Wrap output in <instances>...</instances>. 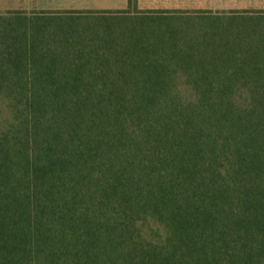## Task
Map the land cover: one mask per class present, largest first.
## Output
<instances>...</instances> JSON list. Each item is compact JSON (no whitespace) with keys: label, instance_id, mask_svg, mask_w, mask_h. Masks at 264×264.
<instances>
[{"label":"trees","instance_id":"obj_1","mask_svg":"<svg viewBox=\"0 0 264 264\" xmlns=\"http://www.w3.org/2000/svg\"><path fill=\"white\" fill-rule=\"evenodd\" d=\"M221 12L0 13V264H264V23Z\"/></svg>","mask_w":264,"mask_h":264},{"label":"rangeland","instance_id":"obj_2","mask_svg":"<svg viewBox=\"0 0 264 264\" xmlns=\"http://www.w3.org/2000/svg\"><path fill=\"white\" fill-rule=\"evenodd\" d=\"M125 1V0H124ZM200 1V3H198ZM194 5L197 8L202 9H212V10H233L239 11V14H233L229 12H221L217 14L220 16L218 19H222L218 22L225 25L227 22L236 23L251 26L249 30L253 32H260L262 26L260 23H264V17L259 12L264 11V0H199ZM0 0V13H5L7 10H66V8H79V9H90L93 11L101 10H119L114 8H119L125 6L128 7V2L121 3L120 0ZM164 4V3H163ZM171 5H181L180 3H172ZM184 5V4H183ZM144 6V4H142ZM246 11H252L246 13ZM193 16L185 17L182 14H175V17L168 19V21H173L180 24L182 27L183 23L188 20H192L197 25H201L208 20L207 15H200L199 13H192ZM216 15V14H215ZM231 20V21H230ZM211 22V20H208ZM209 23V22H208ZM228 27V26H226ZM228 30V29H227ZM200 28H196L194 31L196 35L200 34ZM262 31V30H261ZM200 32V33H199ZM218 34L219 31H216Z\"/></svg>","mask_w":264,"mask_h":264},{"label":"crops","instance_id":"obj_3","mask_svg":"<svg viewBox=\"0 0 264 264\" xmlns=\"http://www.w3.org/2000/svg\"><path fill=\"white\" fill-rule=\"evenodd\" d=\"M126 1L128 2L127 8L123 6V7L114 8V9H119V10L128 9L129 0H125V1L120 0L121 3H124ZM198 1L199 0H137V4H138V8L143 9V10H148V9H202V8H197L194 5ZM82 2H84V0H82ZM172 3H180L181 5H171ZM198 3H200V1ZM142 4H144V6H142ZM66 9H72V8H66ZM206 9H209V8H206ZM47 10H53V9H47ZM73 10H90V9L74 8Z\"/></svg>","mask_w":264,"mask_h":264}]
</instances>
